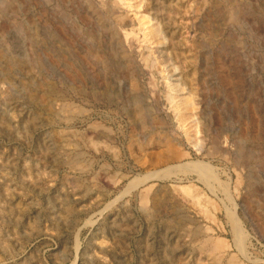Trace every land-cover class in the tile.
Segmentation results:
<instances>
[{
	"label": "rangeland",
	"instance_id": "1",
	"mask_svg": "<svg viewBox=\"0 0 264 264\" xmlns=\"http://www.w3.org/2000/svg\"><path fill=\"white\" fill-rule=\"evenodd\" d=\"M90 1L106 12L114 0ZM137 1L167 33L159 47L195 96L203 148L144 65L146 44L124 38L137 32L133 5L110 17L124 18L118 36L139 67L128 78L109 30L80 21L85 0H0V264H213L211 236L221 264H264V0Z\"/></svg>",
	"mask_w": 264,
	"mask_h": 264
},
{
	"label": "bare ground",
	"instance_id": "2",
	"mask_svg": "<svg viewBox=\"0 0 264 264\" xmlns=\"http://www.w3.org/2000/svg\"><path fill=\"white\" fill-rule=\"evenodd\" d=\"M14 1V0H13ZM13 1L11 0V2L13 3ZM23 1V3H21L20 4V6L24 9L25 7H26V2H27V0H22ZM50 1H53V0H50ZM57 1V3L60 1V0H56ZM87 3H88V7L92 10V12L93 13H89V12H87L88 10H84V9H82L81 7V10H82V12L81 13H85L84 15H82V16H80V21L81 22H86L88 19H91L89 16H92L93 15V18H95V19H98L102 24H103V26H104V28L105 29H108L109 30V32L111 33V35L115 38L114 40H113V43L110 45L111 46V50H112V52L113 53H115V54H121V56H122V54H123V56H124V58L123 59H125L126 60V64H125V66H126V68L125 69H127V70H124L123 72H124V75L126 76V77H128V78H133V77H137V75H138V65H136V63L134 62V60L132 59V57H131V55H130V53L127 51V50H125L124 48H123V46H122V44H121V40H120V37L118 36V27H117V24L119 25V23H121L122 24V22H124V18L122 17V16H119V18L120 19H118V21L117 22H115V24L113 23V21L110 19V17L111 16H113V15H115L116 14V6H118V5H121L122 3H126V1L127 0H114L111 4L112 5H110V6H108V8L106 9V12H104V11H102L101 10V8L98 6V4L96 3L95 4V2H93V1H90V0H85ZM227 1V0H226ZM16 2V1H15ZM130 2V4L129 3H126L127 4V6L128 7H130L131 5H133L134 7H135V14L133 15V17H131V22L133 23V22H135V24H137V27L135 28V31L137 30V32H134V29L133 30H131V31H125L124 32V38H129L130 37V35H132V37H133V40L134 41H137V42H139L140 43V45H141V43H145L146 45H145V52L142 54V61H143V63H144V65L145 66H147L149 69H150V71H153V72H155L156 74L158 73V75H159V77H161V79L163 80V93H164V96H165V99H166V102H167V105H168V107L173 111V113H174V117L176 118V120H177V122H178V125L179 126H181V127H183L184 128V132H185V135H186V141H188L191 145H193L196 149H202L203 148V140L200 138V136H199V134H198V132H199V123H198V118H196V109H197V107H196V100H195V96H193L194 94L192 93V92H190V91H185V88H184V86L182 85V83L180 82V81H175V78L174 79H172L173 77V74H170V72H173V71H175L176 70V65H175V63H173V62H171L170 61V58H169V56L167 55V54H165L164 52H162L165 48V46H163V47H159L160 46V44H164L165 45V39H167L168 37H167V33H166V31H165V29H164V27H163V25L161 26V24H159V23H157V22H152L151 21V19L149 18V17H147V16H141V15H139L138 14V12H139V9H138V6H139V4H138V1L137 0H130L129 1ZM18 3V2H17ZM56 3V4H57ZM162 4V3H161ZM160 7V6H159ZM165 7V6H164ZM164 7H162L161 9L163 10L164 9ZM0 10H2V9H0ZM78 10H79V8H78ZM161 10V11H162ZM23 11V10H22ZM80 12V11H79ZM159 13V12H158ZM162 13V12H161ZM230 13L231 14H229L230 15V18L231 19H235V18H237V15L235 14V12H233L232 10H230ZM24 14V13H23ZM39 14L40 15H43V11H42V9L40 10V12H39ZM49 15V14H48ZM132 16V15H131ZM39 19V18H38ZM127 22H129V20H127ZM120 24V25H121ZM127 23H124V26L126 25ZM102 26V25H101ZM102 26V27H103ZM128 26V25H127ZM59 28V27H58ZM122 29V28H121ZM125 29V28H124ZM56 31V30H55ZM61 31V30H60ZM85 32V31H84ZM87 33H90V32H87ZM91 34V33H90ZM31 36H32V34H30ZM110 35V34H109ZM92 37H94V40L95 39H97L98 38V36L97 35H91ZM40 39V38H39ZM126 39V40H127ZM35 41H37V40H35ZM38 43H39V41H37ZM41 42V41H40ZM172 42H174V37L172 38ZM35 42H33V44H34ZM175 43V42H174ZM174 43H172V44H174ZM177 43V42H176ZM156 44V45H155ZM36 46H37V43L35 44ZM97 45V43H94V45H92V46H96ZM133 45V44H132ZM136 45V44H135ZM175 45V44H174ZM99 47V46H98ZM133 47H135L134 45H133ZM137 47V46H136ZM144 47V46H143ZM175 47H176V45H175ZM90 48V47H89ZM95 49L96 48H93L92 47V50L90 49V51H88V53H90L91 55H92V57H93V59L96 57L97 58V55L98 54H95V53H97L96 51H95ZM142 50H143V48H142ZM141 50V51H142ZM98 51V50H97ZM140 51V50H139ZM176 51V50H175ZM42 53L44 54V52L42 51ZM96 55V56H95ZM99 56V55H98ZM163 56V57H162ZM7 57V56H6ZM89 57V56H88ZM140 57H141V55H140ZM96 58H95V60H96ZM99 58V57H98ZM97 58V59H98ZM7 59V58H6ZM58 59V58H57ZM67 59H69V58H67ZM102 60V59H101ZM72 61V60H71ZM75 61V60H74ZM106 65H109L108 64V59H107V57L106 58H103V60H102ZM111 61V60H110ZM109 61V62H110ZM167 61V62H166ZM170 61V62H169ZM9 62H11V60H9ZM15 63H16V60H15ZM19 63H21V62H19ZM18 63V64H19ZM28 63H29V61H28ZM68 63V62H67ZM72 63H74L73 61H72ZM122 63V62H121ZM34 64L36 65V61L34 60ZM70 64V63H69ZM75 64V63H74ZM119 64V63H118ZM20 65V64H19ZM18 65V66H19ZM17 66V65H16ZM42 66V65H41ZM71 66V65H70ZM75 66V65H74ZM124 66V65H123ZM13 67V66H12ZM103 67V66H102ZM105 67V66H104ZM107 67V66H106ZM109 68V67H108ZM118 68H120V67H118ZM39 69V68H38ZM75 69V68H74ZM74 69H71L70 71H74L75 73H76V71L74 70ZM122 69V68H121ZM10 71V70H9ZM103 71H105L104 69H103ZM107 71V70H106ZM108 72V71H107ZM73 73V72H72ZM71 73V74H72ZM103 73V72H102ZM7 74V73H6ZM5 74V75H6ZM105 74V73H104ZM196 75V74H195ZM105 79H106V77H105ZM177 80V79H176ZM156 82V81H155ZM32 87V86H31ZM34 87V86H33ZM52 88V87H51ZM55 88V87H54ZM79 88H81V87H79ZM36 89V88H35ZM96 89V88H95ZM32 90V89H31ZM56 89H54V91H55ZM82 90H83V88H82ZM84 91V90H83ZM95 91H97V90H95ZM31 92V91H30ZM33 92V91H32ZM36 92V91H35ZM51 92V91H50ZM85 92V91H84ZM109 94L110 95H112V93H114V92H112V90L110 89L109 90ZM195 92V91H194ZM62 93V92H61ZM89 93V92H88ZM92 93V92H91ZM95 93H97V92H95ZM32 94H34V93H32ZM50 94V93H49ZM82 94H84V93H82ZM86 94V93H85ZM93 94V93H92ZM115 95H116V97H117V94H116V92H115ZM34 96V95H33ZM58 96V95H57ZM114 96V95H113ZM133 96H135V95H133ZM140 96V95H139ZM37 97V96H36ZM34 98V97H33ZM32 99V98H31ZM108 99V98H107ZM133 99H135L134 101L136 102V98H133ZM69 102V101H68ZM112 102V101H111ZM135 102H134V104H135ZM139 102H140V100H139ZM71 103V102H70ZM117 103V102H116ZM142 103L143 102H141V105H142ZM67 104H69V103H66V107H67ZM126 104V103H125ZM140 104V103H139ZM138 105V104H137ZM65 106V105H64ZM126 106V105H125ZM135 107H136V105H135ZM138 107H140V106H138ZM158 108V107H157ZM72 109V108H71ZM123 109H125V108H123ZM130 109V108H129ZM140 110H141V112H142V114H143V116H144V119H146V118H148L147 116H149V114L148 113H146L145 111H144V109L142 108V107H140L139 108ZM146 109V108H145ZM147 109H148V107H147ZM150 109V108H149ZM73 111V110H72ZM126 111V110H125ZM127 112V111H126ZM149 112V111H148ZM58 113V112H57ZM56 113V114H57ZM172 113V114H173ZM139 115V114H138ZM138 115H136V117L138 116ZM140 116V115H139ZM138 116V117H139ZM152 116V115H151ZM159 116V115H158ZM72 118V117H71ZM141 118V117H140ZM139 118V119H140ZM69 119H70V117H69ZM144 119L142 120V121H144ZM151 119V118H150ZM155 120V119H154ZM200 120V119H199ZM149 122H150V120H148ZM145 122V121H144ZM156 122V121H155ZM160 122V121H159ZM158 122V123H159ZM161 122H164V121H161ZM92 123V122H91ZM192 123H194V125H192ZM104 124V123H103ZM146 124V123H145ZM149 124V123H148ZM163 124V123H162ZM168 125V124H167ZM165 127V126H164ZM193 127H194V131H192V129H193ZM80 132V131H79ZM69 135H71V134H69ZM184 135V134H183ZM215 135V134H214ZM73 136H75V134H73ZM81 136V135H80ZM85 136V135H84ZM89 136V135H88ZM87 136V137H88ZM86 137V138H87ZM90 137V136H89ZM88 137V138H89ZM101 137V136H100ZM75 138V137H74ZM225 138H226V136H225ZM92 139V138H91ZM87 140V139H86ZM245 140V139H244ZM91 141V140H90ZM96 141V140H95ZM71 142V141H70ZM89 143V142H88ZM92 143V142H91ZM220 143V142H219ZM77 145V144H76ZM96 145V144H95ZM210 147V146H209ZM213 147V146H212ZM220 150V149H219ZM240 150H243V148L242 149H240ZM76 151V150H75ZM79 151V150H78ZM211 151H212V149H211ZM223 151H225V149L223 150ZM82 152V151H81ZM226 152H228V151H226ZM185 153V152H184ZM180 154V153H179ZM183 154V153H182ZM187 154V153H186ZM181 155V154H180ZM228 155V154H227ZM73 162L74 161H77V160H72ZM86 161V160H85ZM70 162V161H69ZM80 162V164H81V162H82V160L81 161H79ZM84 162V161H83ZM82 162V163H83ZM191 162H193V161H191ZM236 162V161H235ZM197 163V162H196ZM195 163V164H196ZM79 164V163H78ZM77 163H76V166L78 165ZM189 164V163H188ZM187 163H186V165H188ZM192 164V163H191ZM195 164H194V166H195ZM201 164V163H200ZM205 164V163H204ZM237 164V163H236ZM189 166H192V165H190L189 164ZM197 167H199V169L201 170L202 168L204 169V171H200L201 173L203 172L204 174L205 173H207V172H209V171H207V170H205V169H207V168H205L203 165H199L198 166V163H197V165H196ZM203 166V167H202ZM240 166V165H239ZM197 167H195V168H197ZM208 167V166H207ZM85 168V167H84ZM194 168V169H195ZM209 168V167H208ZM192 169V168H191ZM193 169V170H194ZM196 170H198V169H196ZM195 170V171H196ZM199 171V170H198ZM197 171V172H198ZM207 171V172H206ZM199 172V173H200ZM154 173V172H153ZM168 173V172H167ZM200 173V175H202ZM213 174V172H210V174ZM155 174V173H154ZM153 174V175H154ZM153 175H151V176H153ZM203 176V175H202ZM205 176V175H204ZM208 176H209V174H208ZM144 178V177H143ZM147 179V178H146ZM206 181H207V178H206ZM135 183H137L136 181H135ZM249 187H250V185H248ZM150 187V186H149ZM150 190H151V187L149 188ZM185 189V188H184ZM191 188H187L186 187V190H189L190 192H191V190H190ZM225 189V188H224ZM145 190V189H144ZM143 190V191H144ZM253 187L251 188L250 187V194H251V196L253 195ZM10 191V190H9ZM146 191H147V189H146ZM145 192V191H144ZM149 192V191H148ZM158 192V191H157ZM147 193V192H146ZM145 193V195H143V201H142V203L144 202V204H146V200H147V198H148V194H146ZM248 193V192H247ZM167 194V193H166ZM11 195V194H10ZM191 195H192V192H191ZM163 196V195H162ZM185 197V196H184ZM161 198V197H160ZM164 198H165V196H164ZM194 198V197H193ZM163 199V198H162ZM167 200H168V198H166ZM154 201H156L155 199H154ZM166 201V200H165ZM191 201V200H190ZM157 202V201H156ZM155 202V203H156ZM161 202V201H160ZM159 202V203H160ZM141 203V202H140ZM163 203H165V202H163ZM20 204V203H19ZM151 204V203H150ZM166 204V203H165ZM177 204V203H176ZM197 204V203H196ZM216 204V203H215ZM154 205V204H153ZM152 205V206H153ZM159 205V204H158ZM178 205V204H177ZM217 205V204H216ZM215 205V206H216ZM156 206L157 205H154V207H155V209H156V212L159 210H157V208H156ZM160 206V205H159ZM162 206V205H161ZM206 206V205H205ZM257 206H259V205H257ZM202 207V206H201ZM262 207V210L264 211V206L262 205L261 206ZM143 208H145L146 209V205L145 206H143ZM177 208H180V207H177ZM197 208V207H196ZM153 209V208H152ZM147 210V209H146ZM154 210V209H153ZM203 210V209H202ZM262 211V212H263ZM177 212V211H176ZM148 213V212H147ZM151 213H155V212H151ZM149 214V213H148ZM160 214V213H159ZM211 214V213H210ZM150 215V214H149ZM182 215V214H181ZM207 215H208V213H207ZM183 216V215H182ZM230 216L233 218L232 220H234L235 222H234V224H236L235 226H237V229H238V232L240 233L239 235H241L242 237L241 238H244V237H246L245 235H244V232L242 231V227H240V225H239V222L237 221V219H238V217L235 215V212H231V214H230ZM170 218V217H169ZM183 219V218H182ZM230 219V218H229ZM165 220V219H164ZM171 220V219H170ZM184 220V219H183ZM189 220V219H188ZM231 220V219H230ZM167 221V220H166ZM176 221V220H175ZM186 222H188V221H186ZM233 222V221H232ZM170 223V222H169ZM174 223V222H173ZM176 224V223H175ZM234 224H233V226H234ZM183 225V224H182ZM171 226V225H170ZM235 228V227H234ZM197 229V228H196ZM198 230V229H197ZM196 230V231H197ZM203 232V231H202ZM235 232H237V231H235ZM206 234V233H205ZM204 234V235H205ZM200 235V234H199ZM208 235H210V234H208ZM204 237V236H203ZM199 238V237H198ZM236 238H238V237H236ZM196 239V238H195ZM194 239V240H195ZM197 240V239H196ZM204 240V244H206V246L208 247L207 249H209V251H210V253L213 255V264H221V262L223 261V255L219 252L220 251V249L222 250V248H223V246H224V244H222L221 242L223 241V239L221 240V239H217V238H214V237H208V238H204L203 239ZM221 240V241H220ZM238 240V239H237ZM240 240V239H239ZM226 242V241H225ZM242 242V241H241ZM240 242V244H242ZM243 242H244V240H243ZM201 243H202V241H201ZM237 243H239V242H237ZM227 244V243H226ZM200 245V244H199ZM228 245V244H227ZM230 246V245H229ZM202 247V246H201ZM222 247V248H221ZM238 247V246H237ZM203 248V247H202ZM242 248V247H241ZM224 249H225V247H224ZM224 251H226V250H224ZM227 252V251H226ZM225 254V253H224ZM236 254V253H235ZM208 255H210V254H208ZM233 255V254H232ZM228 257V256H227ZM225 258H226V256H225ZM238 258H236L235 256H229L228 258H227V263L226 264H242V263H239L238 262V260H237ZM212 264V263H211ZM225 264V263H224Z\"/></svg>",
	"mask_w": 264,
	"mask_h": 264
}]
</instances>
